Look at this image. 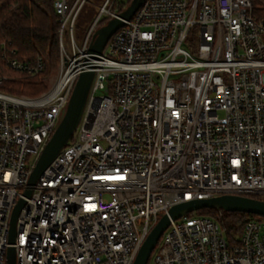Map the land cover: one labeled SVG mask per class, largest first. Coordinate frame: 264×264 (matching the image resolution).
<instances>
[{
    "label": "built area",
    "instance_id": "built-area-1",
    "mask_svg": "<svg viewBox=\"0 0 264 264\" xmlns=\"http://www.w3.org/2000/svg\"><path fill=\"white\" fill-rule=\"evenodd\" d=\"M51 1L57 79L37 96L0 89V264L10 246L16 264H133L174 204L264 199V21L252 0H144L101 54L88 51L95 32L129 4L105 0L78 41L88 0ZM0 47L10 69L44 74L43 57ZM84 70L94 77L77 133L25 196ZM223 211L171 220L151 264H264V216L230 232Z\"/></svg>",
    "mask_w": 264,
    "mask_h": 264
},
{
    "label": "water",
    "instance_id": "water-1",
    "mask_svg": "<svg viewBox=\"0 0 264 264\" xmlns=\"http://www.w3.org/2000/svg\"><path fill=\"white\" fill-rule=\"evenodd\" d=\"M143 1L144 0H132L118 17L110 19L107 24L100 27L95 32L94 41L90 44L88 51L92 54H101L109 38L116 30L125 24L126 20H130L133 17ZM93 77V70H84L80 74L74 86L64 117L44 147L31 173L28 188L24 192L25 196L31 195L33 186L38 178L58 155L75 131L81 118ZM24 203L25 199L20 198L12 213L9 233V240L11 243L15 240L17 218ZM202 208H216L228 212H245L264 216V199L248 195L224 194L174 204L170 207L168 213H164L160 217L147 235L133 264H148L153 250L156 248L163 232L170 225L171 220L178 219L181 216ZM7 264H16V251L13 246L8 248Z\"/></svg>",
    "mask_w": 264,
    "mask_h": 264
},
{
    "label": "trees",
    "instance_id": "trees-1",
    "mask_svg": "<svg viewBox=\"0 0 264 264\" xmlns=\"http://www.w3.org/2000/svg\"><path fill=\"white\" fill-rule=\"evenodd\" d=\"M132 0H128L130 4ZM253 15L264 21V0H252ZM125 4L120 11H122ZM107 22L104 19L101 24ZM60 23L51 0H0V44L6 42L16 49V57L24 62H34L38 56L46 61L47 69L56 70L59 62ZM0 75L7 80L0 83V89L14 94L37 96L46 88L42 74L28 77L24 73L10 69L5 64L0 47ZM218 209L202 208L188 215L216 216ZM229 231H241L245 223L259 215L245 212L223 211ZM149 263V262H148Z\"/></svg>",
    "mask_w": 264,
    "mask_h": 264
},
{
    "label": "rangeland",
    "instance_id": "rangeland-1",
    "mask_svg": "<svg viewBox=\"0 0 264 264\" xmlns=\"http://www.w3.org/2000/svg\"><path fill=\"white\" fill-rule=\"evenodd\" d=\"M104 1L105 0H88L84 4V6L80 12L78 21H77V25H76V27H77L76 37H77L78 41L82 38L83 34L87 31V29L89 28L93 19L99 14L100 8H101L102 4L104 3ZM117 2H119L120 4H123V6H124L125 4H127L128 0H117ZM66 45L68 46L67 47L68 50H70V47H69L70 43H69L68 37H66ZM58 73H59V62H58L56 70L51 71L50 69H47L46 73L42 74V78L47 83L46 89H48L50 87V85L53 82H55V80L58 77ZM66 110H67V106L64 107L62 112H61L60 121L63 119ZM78 128H79V125L77 127V130H78ZM76 133H77V131H74V135ZM157 247L158 246H156V248L153 250L148 264H151L154 253L157 250Z\"/></svg>",
    "mask_w": 264,
    "mask_h": 264
}]
</instances>
